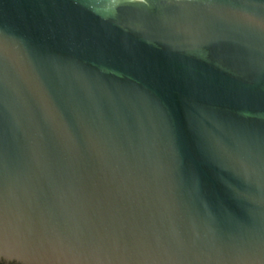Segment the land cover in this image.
I'll list each match as a JSON object with an SVG mask.
<instances>
[{"label": "water", "instance_id": "obj_1", "mask_svg": "<svg viewBox=\"0 0 264 264\" xmlns=\"http://www.w3.org/2000/svg\"><path fill=\"white\" fill-rule=\"evenodd\" d=\"M0 264H264V0H0Z\"/></svg>", "mask_w": 264, "mask_h": 264}]
</instances>
